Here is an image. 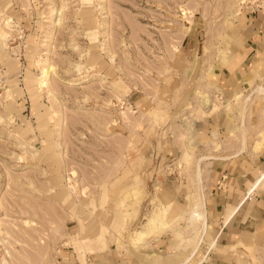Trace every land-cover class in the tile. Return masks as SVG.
<instances>
[{
	"label": "rangeland",
	"instance_id": "1",
	"mask_svg": "<svg viewBox=\"0 0 264 264\" xmlns=\"http://www.w3.org/2000/svg\"><path fill=\"white\" fill-rule=\"evenodd\" d=\"M259 5L0 0V264H264V165L254 225L218 243L196 176L200 142L238 139L235 95L260 72L225 68Z\"/></svg>",
	"mask_w": 264,
	"mask_h": 264
},
{
	"label": "crops",
	"instance_id": "2",
	"mask_svg": "<svg viewBox=\"0 0 264 264\" xmlns=\"http://www.w3.org/2000/svg\"><path fill=\"white\" fill-rule=\"evenodd\" d=\"M234 30L238 35V59L229 66V69L225 68V74L229 72L234 76L239 71H245L250 67L251 71H259L263 75L252 72L243 88L245 91H250L247 94L241 91L235 95V97L243 96L242 107H238L234 114V117L240 120L238 128L235 127L238 139L231 141L229 138L227 145L230 146L229 149L224 145V150H216L212 140L200 142L204 143L205 151H207L204 156L209 157L201 163V167L205 163L207 170L204 173L205 191L210 199L211 219L217 228L216 238H214L216 243L222 240L224 235L237 238L243 233L240 228H244L245 225L247 227L254 225L255 217L245 215L242 210L245 205L252 202L253 197L260 190L255 183L261 176V167L264 165V109L260 113H254L255 115L249 120L250 104L257 97L258 100H264V93L259 90L264 89V84L258 83L264 78V6L259 5L257 9L252 6L242 7L236 15ZM231 51L232 55L228 62L222 65L223 67H227L234 57L235 50L231 49ZM242 121H244L243 133ZM224 123L229 122L222 117L216 121L215 125L223 130ZM233 130L234 124L232 123L230 134L234 132ZM216 132L214 130L212 138H218L220 132L218 134ZM209 135L210 132L206 131L205 136ZM243 143L245 151L240 152ZM215 152L225 154H212Z\"/></svg>",
	"mask_w": 264,
	"mask_h": 264
},
{
	"label": "bare ground",
	"instance_id": "3",
	"mask_svg": "<svg viewBox=\"0 0 264 264\" xmlns=\"http://www.w3.org/2000/svg\"><path fill=\"white\" fill-rule=\"evenodd\" d=\"M261 92H263L264 93V89L263 88H261V89H259ZM261 92H260V94H261ZM259 94V93H258ZM241 116H243V115H241ZM245 140V139H244ZM242 145V144H241ZM257 150V149H256ZM245 151V144L243 143V147L240 149V152H244ZM239 154V153H238ZM206 159H209V157L207 158V156H204V157H201L199 160H198V165H196V170H197V172H196V176H197V180H198V184H200V185H203L202 184V182H203V180H202V167H201V163L202 162H204V160H206ZM199 188H200V186H199ZM196 252H197V248L194 250V252L192 253V257L196 254Z\"/></svg>",
	"mask_w": 264,
	"mask_h": 264
}]
</instances>
